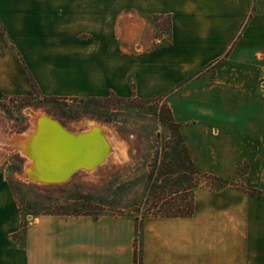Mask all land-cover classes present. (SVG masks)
<instances>
[{
    "label": "crops",
    "instance_id": "obj_1",
    "mask_svg": "<svg viewBox=\"0 0 264 264\" xmlns=\"http://www.w3.org/2000/svg\"><path fill=\"white\" fill-rule=\"evenodd\" d=\"M252 1L0 0V99L155 100L174 77L207 66L237 41ZM258 3L264 17V0ZM138 15L168 18L171 44L131 53L143 26L122 38L121 21ZM250 120L245 130L226 120L244 151L245 188H200L192 217L147 219L142 264H264V118ZM19 236L22 247L12 241ZM136 239L132 215H39L28 223L0 176V264H135Z\"/></svg>",
    "mask_w": 264,
    "mask_h": 264
},
{
    "label": "rangeland",
    "instance_id": "obj_2",
    "mask_svg": "<svg viewBox=\"0 0 264 264\" xmlns=\"http://www.w3.org/2000/svg\"><path fill=\"white\" fill-rule=\"evenodd\" d=\"M260 11L258 0H253L237 41L207 66L174 77L170 89L155 100L110 96L51 103L41 94L0 99V176L11 185L24 219L29 223L45 213L75 214L80 206L81 213L132 215L144 224L155 216L185 212L197 189L245 188L244 151L229 127L245 130L246 119L264 118V17ZM122 23V38L133 31L130 26H143V41L131 53H145L169 40L166 17L138 15ZM159 28L164 32L161 38H157ZM128 83L136 89L133 74ZM40 114L76 127L69 129L73 132L87 130L93 123L105 127L113 154L92 175L80 173L67 184L47 188L24 184L23 156L19 150H8V145L15 136L24 137L34 116ZM83 120L90 124L85 126ZM226 120L236 124L230 126ZM251 126L252 131L261 129ZM225 129L229 130L225 133ZM188 189L194 190L188 193ZM12 241L22 247L23 236ZM136 253L141 264L140 233Z\"/></svg>",
    "mask_w": 264,
    "mask_h": 264
},
{
    "label": "bare ground",
    "instance_id": "obj_3",
    "mask_svg": "<svg viewBox=\"0 0 264 264\" xmlns=\"http://www.w3.org/2000/svg\"><path fill=\"white\" fill-rule=\"evenodd\" d=\"M39 117L41 114L34 116L31 128L24 137L15 136L11 140L8 150H19L22 156L28 151L30 159L26 161L25 166L29 168L33 166L31 171L41 179L61 181L69 177L78 167L93 168L100 159L104 158L107 147H113L111 136L109 137L108 130L103 126L102 133L73 138L52 121L45 119L37 121ZM99 126L93 123L84 131L73 132L68 128L66 130L72 135H78L90 133L93 128ZM117 155L121 156V154Z\"/></svg>",
    "mask_w": 264,
    "mask_h": 264
},
{
    "label": "water",
    "instance_id": "obj_4",
    "mask_svg": "<svg viewBox=\"0 0 264 264\" xmlns=\"http://www.w3.org/2000/svg\"><path fill=\"white\" fill-rule=\"evenodd\" d=\"M42 119H45V120H49V121H52L54 122L55 124H57L65 133H67L69 136L73 137V138H79V137H83V136H87V135H91V134H96L97 132H101L102 133V130L104 129L102 126L100 127H96V128H93V131L90 132V133H79L78 135H72L71 133H69L67 130H66V126L63 125L59 120L55 119L54 117L48 115V114H41V117L38 118L37 121L39 120H42ZM37 125V122L35 123ZM90 124V123H89ZM89 124H86L87 126ZM37 135V134H36ZM107 151H106V154L105 156H103L104 158L100 159L97 164L93 167V168H86V167H78L76 168L73 173L67 177L66 179L64 180H61V181H49V180H44V179H41L39 177L36 176V173L34 174V172L31 171V169L33 168V166H31V168L25 166L26 165V161L30 159V154L29 152L27 151L26 152V155H24L22 157V155L19 153V156L20 158L22 157V159L24 160V174H25V179H24V182L25 183H34L36 185H47V186H60V185H64V184H67L69 183L76 175L80 174V173H86V174H90L92 172H96L99 168H101L102 166H104L107 161H108V158L113 154L114 152V149L112 146H108L107 147ZM18 152V151H17Z\"/></svg>",
    "mask_w": 264,
    "mask_h": 264
},
{
    "label": "trees",
    "instance_id": "obj_5",
    "mask_svg": "<svg viewBox=\"0 0 264 264\" xmlns=\"http://www.w3.org/2000/svg\"><path fill=\"white\" fill-rule=\"evenodd\" d=\"M155 18H158L157 16H155ZM161 38V37H160ZM171 44V39L169 38V40H168V42L167 43H164V44H162V45H159L160 47H163V46H169ZM18 60H19V63H20V65L22 66V68L24 69V71H25V73L26 74H29L28 72V69H27V67H26V65H25V63H24V61H23V59L20 57V55L18 54ZM30 76V75H29ZM30 79H31V82H32V84H33V86H35L36 87V85H35V83H34V81H33V79L31 78V76H30ZM136 96H133V98H135ZM13 98H21V97H11V99H13ZM29 98H32V97H29ZM132 98V99H133ZM137 98V97H136ZM45 99H47V101H50L51 103H55V102H57V101H64V99H62V98H45ZM93 101L95 100V99H92ZM103 100V99H102ZM66 101V100H65ZM82 101H84V100H82ZM149 103H153L152 101H149ZM222 189H224V188H221V189H217V191H219V190H222ZM194 190V189H193ZM192 189H188V193H190V191H193ZM254 193H256V194H259V195H262V193L261 192H257V191H255L254 190ZM78 207H80V206H78ZM78 207H76L75 208V210H74V212H75V214H70V213H45V214H42V215H75V216H92L91 214H87V213H81V212H78ZM193 213H194V203L192 202V203H190V205H189V208H187V210L185 211V212H182V213H173V214H170V213H166V214H163L162 216L163 217H166V218H190V217H192L193 216ZM106 215H111V214H106ZM113 215V214H112ZM101 216H103V215H101ZM94 217H100V216H94ZM155 217H157V216H155ZM135 220H136V223H137V235H138V233H140L141 234V230H142V226H143V224H142V222L140 223L139 221V219H137V218H135ZM141 221H143V220H141ZM136 241H137V239H136ZM139 263V260H138V257H137V253L135 254V264H138ZM141 264H142V255H141Z\"/></svg>",
    "mask_w": 264,
    "mask_h": 264
}]
</instances>
